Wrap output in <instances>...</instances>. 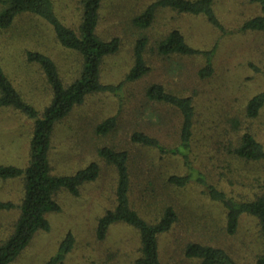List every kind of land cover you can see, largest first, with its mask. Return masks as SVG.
Returning <instances> with one entry per match:
<instances>
[{
    "label": "rangeland",
    "instance_id": "obj_1",
    "mask_svg": "<svg viewBox=\"0 0 264 264\" xmlns=\"http://www.w3.org/2000/svg\"><path fill=\"white\" fill-rule=\"evenodd\" d=\"M52 1L59 20L77 30L83 0ZM152 1L103 0L97 34L107 40L118 37L120 47L103 60L101 81L115 85L124 80L133 64L135 40L142 34L149 38L145 51L149 71L139 80L124 83L121 102L109 93L90 94L55 125L49 153L53 173L73 174L95 161L99 175L83 185L78 196L65 191L56 195L61 210L47 215L49 231L38 232L11 264H44L68 231L76 244L65 264H133L139 254L134 230L116 224L104 239L95 235L97 220L115 203L116 172L98 155L102 147L128 152L131 203L145 219L157 220L167 205L175 209L177 221L159 238L162 264H196L183 255L185 245L191 241L220 247L237 264H255L262 253L263 241L255 217L243 214L237 231L228 235L224 207L211 200L201 186L190 183L184 188L167 183L170 175L183 172L178 157L161 155L130 140L133 132L141 131L167 147L176 146L179 112L149 100L145 90L158 83L176 94L189 95L196 107L192 141L195 166L228 196L249 199L262 192L264 160L246 161L233 154L245 132L264 146V106L253 119L245 115L248 99L264 88V33L236 31L244 20L259 14V6L254 0H214L213 9L220 22L233 31L220 37L202 16L168 9L156 11L147 30L134 28L131 18ZM173 28H179L194 48L217 46L210 77L198 76L203 66L201 56L158 55V41ZM28 51L48 55L65 85L78 76L82 62L75 52L63 48L52 27L35 15L21 14L7 29L0 28V66L23 100L42 112L52 99V90L40 66L27 61ZM112 116H116L115 128L106 134L97 133V125ZM32 129V119L10 108L0 109V164L27 165ZM23 190L22 178L0 180V199L15 205L0 211V244L13 231Z\"/></svg>",
    "mask_w": 264,
    "mask_h": 264
},
{
    "label": "trees",
    "instance_id": "obj_2",
    "mask_svg": "<svg viewBox=\"0 0 264 264\" xmlns=\"http://www.w3.org/2000/svg\"><path fill=\"white\" fill-rule=\"evenodd\" d=\"M259 6V14L244 20L236 31L264 33V0H254ZM103 0H83L82 15L79 27L74 30L65 26L58 18L52 0H0V28L7 29L15 17L21 14H32L46 21L53 29L57 42L65 49L72 50L81 59L78 76L65 85L61 80L57 66L46 54L28 51L27 61L40 66L52 90V99L42 112L25 102L20 93L4 73L0 66V109L10 108L33 120V129L29 141V159L25 167L12 164H0V180L22 178L24 190L19 215L10 236L0 244V264H11L29 245L38 232H48L50 224L48 214L61 210L56 198L59 192L65 191L78 196L83 185L95 181L99 175V165L92 161L73 174H54L49 153L51 137L55 125L66 117L85 97L96 93H109L122 100L125 82L139 80L149 71L145 59L148 36L142 34L133 46V64L124 80L118 84L103 83L100 69L103 60L116 53L120 47V39L112 37L103 39L97 34L100 19V8ZM214 0H155L144 6L131 19L134 28L145 31L155 20L156 11L168 9L179 14L202 16L219 31L220 37L232 30L226 29L220 22L214 8ZM216 45L209 49L194 48L185 39L179 28L169 30L158 41V55L169 57L201 56L203 66L198 71L200 78H208L213 74V57ZM146 97L154 102L167 105L177 110L181 117L179 141L176 146L167 147L157 138L144 132L131 134L133 144L156 150L161 155L176 156L180 159L183 172L172 174L167 183L176 187H184L190 183L201 186L211 200L219 202L225 209V230L233 235L238 228L239 219L243 214L257 219L263 241V251L255 264H264V186L260 194L249 199H238L226 195L211 184L192 159V141L195 131L196 107L189 95H179L164 88L163 85L152 83L145 90ZM264 106V88L251 96L245 106L247 118L257 117ZM116 116L109 117L99 123L96 131L106 134L116 126ZM233 154L246 161L264 160V146L251 133L245 132ZM98 155L116 172L114 197L111 209L99 217L95 235L104 239L109 229L116 224L125 225L134 230L138 237V256L133 264H162L159 238L170 231L178 219L175 209L167 205L155 221L145 219L131 203V177L129 171V154L126 150H114L102 147ZM15 205L11 201L0 199V211L11 210ZM76 244V238L68 231L58 243L56 251L44 264H65L67 255ZM185 258L196 264H237L222 248L198 241L187 243L183 249Z\"/></svg>",
    "mask_w": 264,
    "mask_h": 264
}]
</instances>
